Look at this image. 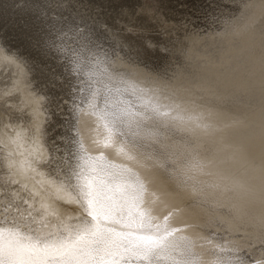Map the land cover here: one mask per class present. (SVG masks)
Returning <instances> with one entry per match:
<instances>
[{"label": "snow or ice", "instance_id": "1", "mask_svg": "<svg viewBox=\"0 0 264 264\" xmlns=\"http://www.w3.org/2000/svg\"><path fill=\"white\" fill-rule=\"evenodd\" d=\"M248 7L246 5L244 15ZM51 10L52 0H48L32 13L38 33L36 46L58 61L63 71L52 75L69 82L73 93L82 94L81 103L74 107L90 108L87 114L103 122L106 135L96 142L102 149L96 156L86 150L83 142L74 141L80 154L69 152V157L77 160L71 175L60 167L50 150L48 165H57L59 175L65 177L58 190L66 191L68 199L64 202L77 205L82 209L80 214H67L66 218V210L50 199L41 204L42 213L34 204L23 210L22 206L9 204L8 210L15 208L17 211V217L9 221L7 211L0 207L3 213L0 217V264H196L193 242L187 236L177 238L181 230L169 223L173 213L164 215L161 222L160 216L146 207L149 188L144 180L128 165L111 162L104 151L115 149L118 155L132 161L138 159L142 150L151 147L160 161L159 168L167 172L176 163L185 164L187 178L195 180L197 174L208 173L190 142L182 149L156 147L163 144L157 118L182 120L183 117L172 116V110L162 111L164 106L154 93L149 94L150 89L139 86L128 79L126 73L112 66L109 54L98 39L79 25L69 24L62 13L50 16ZM0 62V67L7 71H11L13 65L28 67L22 54L7 43L0 44ZM195 121L196 127H207L201 117H196ZM19 135L17 133V137ZM145 137L151 138L149 144L144 143ZM170 156L175 157L171 162ZM66 163L72 167L71 159ZM28 169L37 171L32 161H27L25 171ZM73 178L77 182L75 185ZM192 191L197 193L202 188L194 183ZM174 194L168 189L152 193L154 202L165 205ZM56 199L64 198L58 196ZM235 211L243 221L244 210L237 208ZM259 241L264 246V229ZM215 264L250 262L245 255H238L235 261L217 256ZM258 264H264V260Z\"/></svg>", "mask_w": 264, "mask_h": 264}, {"label": "rangeland", "instance_id": "2", "mask_svg": "<svg viewBox=\"0 0 264 264\" xmlns=\"http://www.w3.org/2000/svg\"><path fill=\"white\" fill-rule=\"evenodd\" d=\"M88 1L89 0H74V1L73 0H52V10L49 12V15L50 16H56V14L62 13L63 16L68 18L69 24L74 23L75 25H79L80 27H82L86 31L87 34H89L93 38L98 39V41L103 45L104 51L107 52L108 54H110V56L108 55V59L113 58L115 63H118V64L120 63V65L122 64L121 65L122 68H124V67H126L127 69L129 68V69L135 71V73L137 71L136 74L143 75V77H145V79L151 77V79H155V80H158L160 82L165 81V83H169L171 80H172V82H175V83L180 82L181 76H182L181 71L184 70L186 67L188 68L190 66V64H189L190 57L195 52L197 53V51L199 49L202 50V48L206 52V54H208V56L206 54H204V55L207 56V58L210 57L209 59H211L212 62L214 61V65H216L214 68H218L219 66L223 67V65L220 64V61H221L220 59L218 60L219 62L218 61L215 62L216 58L218 57L216 52L220 48L219 46H221V47L224 46L223 44H225V48L227 47L226 48L227 50H231V48L233 50L234 47H232V46L239 43L238 41L236 42L237 39L235 40L233 37L239 35V37H241V39H242V37H246V36L251 37L250 41L247 42L250 44V46L249 45L244 46L243 47L244 49L242 48V51L243 50L248 51L247 48H249V51H250V49L255 48V47L257 48L260 45V50H261L260 56L261 57H259V58L254 57L253 58L252 57L253 55H251V53H248V54H246L247 56L244 55V57L246 56V58H244V62L247 63L248 67L251 66L253 68V66L255 65L254 66L255 70L253 68L254 73L258 69V67H260L256 71L257 73L252 74V75L255 76L256 79L259 78V76H260L261 79L259 78V80L258 79L257 80L261 83L262 82L264 83V78H262V77H264V74H263L264 70L261 69L262 66L264 67V61H263L264 60V58H263V56H264V53H263L264 52L263 51L264 50V48H263L264 42L263 41L264 40H262V38L264 39V24H263L264 12H262V5L264 4V0H247L250 3H248L246 0H243V2H241L242 0H236L237 2L235 0H223L224 2L222 0H213V1L212 0H202V1L201 0H106V1L105 0L104 1L103 0H94L95 4L92 2L93 0L90 1V3ZM210 1H212V2H210ZM4 2H5V6H7V9H9V13H7V16H5L6 14L1 15V13H0V40H1L0 44L2 42L7 43V45L9 47H12L14 51H18V52L20 51V53H22L23 55H24V53L26 56L28 55V57L23 56V55L22 56L26 60H29V61L32 59L33 62L36 64L37 68H40L42 70V72H44V71L46 72L47 75H45V76L47 79L44 78L45 72L41 75L42 76L41 79H43V78L45 79V80L43 79V82H41V79L37 80V79H39L38 75L36 73H34V79L36 80V82L34 80V84L37 88L36 90L38 91V87H39L38 92H40L41 94H44L45 96H43V98L44 97L46 98V99L44 98L43 101H41V105H39V106H41L40 107L41 109L43 108L42 109L43 113L42 112L41 113L40 112L39 113L34 112L35 113L34 114L30 111V107L27 104V101L25 100L23 94L21 93L22 87L20 84V80L18 79V77L20 76L19 71L14 70L15 69L14 65L12 66L13 71L11 70L9 72L7 70H5L6 68L0 67L2 69V70L0 69V156H3V159H2V157H0V161L4 160L3 163H0V165L2 166V170L5 168L4 166H6V168H5L6 170L4 169L5 172H8L10 170L11 174L9 176L13 175L12 177L8 178L10 180V183H11L10 186L12 188L15 186L16 187L22 186L20 188L19 187L13 188L14 190H18L19 192H17V191L16 192L20 193V195L22 194L25 197L30 195V197H34V198H37L38 195H39V197L43 196L44 198L46 196L45 200L51 199V200H55V202H56L55 193L50 192V189H47V191L49 193L46 191L45 188H44L45 190L42 189V191L38 192L37 194L34 192V190L36 191L37 187L39 185H41L42 182L37 183L38 182L36 180L37 178H35L34 176H30L31 175V171H30L31 169L25 171V169L27 168V161H25V159H26V157H30V159L32 158V165H33V163L36 162L33 158L34 157L33 154H31V151H32L31 148L34 147L33 144L35 145L37 143L36 139L38 138L37 141H39L41 143V145H43L45 150L47 149V154H48V155L46 154V156L43 158L44 160L42 159L43 161L41 160V162H40V164H41L40 168L41 169L40 170H42L44 173H46L48 175H50L49 173H51V175H53V176L59 175V168L57 167V165H52L50 167L47 163V161L49 159V154H50L49 150H51V152L53 153L52 156L59 162L60 167H63L66 172L69 169L75 168V166L77 164V160L75 157H69V152L76 153L75 150L76 149L78 150V144L75 143L74 141L79 142L80 139H79V133L76 130L77 129L76 128L77 123H76L75 118L77 117V115H74V113H75L74 110L78 107H72V106L75 104L74 101H76V105H79L81 103V95L82 94L80 92L73 93L72 88L69 86L70 85L69 82H66V80H62L59 75H56L55 77L52 75L53 72L59 74L60 72L63 71V69L59 66L58 61L53 56L45 55L44 52L36 46V40L38 39V33L36 32V21L32 15V13L37 9V7H40L42 4L47 3L48 0H29V1L28 0H21V1H19V0H4ZM79 2H81V4ZM98 2L100 3L99 6L97 5V4H99ZM189 2H191V4ZM234 2H235V4H234ZM82 3L85 5H83ZM203 3L204 4L206 3V4L204 5ZM211 3H213V5ZM243 3L244 4L246 3V5L249 6L247 8V15H244V13L246 11V5H243ZM78 4H79V6H78ZM237 4H240V5H237ZM24 5H27V6H24ZM73 5H75V7ZM81 5H82V7H80ZM89 5L91 7L93 6V9L94 8L95 9L94 10L91 9V7ZM197 5H199V6H197ZM210 5H212L214 8ZM20 6L21 7L24 6L26 8L32 7L33 9H29V12H28L29 14L28 13L20 14L18 12V8H21ZM76 6L78 7L77 9H76ZM83 6H84V8H83ZM100 6H102V7L98 8ZM86 7L87 8L89 7L92 11H89L90 10L89 8H88L89 10H86ZM219 7H221V8H219ZM79 9H82V10L84 9V10L82 11ZM206 10H207V12H206ZM81 11L83 12V14H81L82 13ZM196 11H198V12H196ZM201 11H202V14H201ZM93 12H95V14H92ZM79 13H80V15H79ZM203 13H205V14H203ZM225 13H226V15H225ZM85 14H87V17L85 16ZM89 14H91L93 16H90ZM200 16H201V18H200ZM211 16H214V17H211ZM92 17H93V19H92ZM231 17H232V19H231ZM233 17H235V18H233ZM87 18H89V20ZM202 18L203 19L205 18V20H203ZM241 19H243V20H241ZM96 21L100 27L97 26ZM256 21H258L260 23L257 24ZM94 22H95V24H94ZM90 23L92 25H90ZM221 23H222V25H220V27H219V24H221ZM238 23H239V25H238ZM241 23H242V25H241ZM207 24L211 27V29H209L210 27H208ZM211 25H213V26H211ZM204 26L205 27L207 26V27L205 28ZM245 26H246V29L244 30ZM252 26L256 27V28H253ZM200 28H202V29L200 30ZM260 28H261V30H259ZM101 30H103L104 32ZM205 31H207V32H205ZM191 32L193 34H191ZM199 33H200V35H199ZM204 33H206V34L204 35ZM214 33H215V35H214ZM243 34H244V36H242ZM212 35H213V38L211 40H209L208 37L210 38V37H212ZM194 37L196 38V40ZM203 37L204 38L206 37V38L204 39ZM258 37H260L261 39ZM223 38H225V39H223ZM110 39H112V40H110ZM221 39L224 40L223 41L224 43L218 42V40H221ZM204 40L205 41L207 40V42H209L210 44H208ZM244 41L246 42V40H243V42ZM113 42L115 43L116 47L114 46ZM193 42H194V44H193ZM203 42L205 43V45H203L204 44ZM211 42H213V43H211ZM216 45H217V47H216ZM253 45H254V47H253ZM261 45H263V46H261ZM209 46H211V47H209ZM198 47H199V49L195 50ZM211 48L214 51H212ZM216 48H217V50H215ZM114 49H116V50H114ZM166 49H168V50H166ZM258 49H259V47H258ZM185 52H186V54H185ZM111 54H112V56H111ZM100 55H101V57H103L104 52H102ZM126 55H128V56H126ZM186 55H187V57H186ZM123 56H124V59H123ZM212 56H216V57L213 58ZM119 57H121V58H119ZM127 57H128V60L130 59L129 61L127 60ZM164 58H166V59H164ZM167 58H168V60H167ZM121 59H122V61H121ZM249 59H251V60H249ZM252 59H254V60H252ZM126 61H128V62L126 63ZM254 61L256 63H254ZM261 61L263 64L261 63ZM30 62H32V61H30ZM0 63H2V62H0ZM142 63H144V64H142ZM245 63H244V65H246ZM252 64H254V65H252ZM141 65L143 67H141ZM252 68H251V70H252ZM41 70H39V71H41ZM15 72H16V75H15ZM48 72H50V73H48ZM131 73H130V76L135 77V74L134 73L131 74ZM260 73L263 74L262 77H261ZM258 74H259V76H257ZM151 75H153V76H151ZM50 76H52V77L50 78ZM161 76H163V77H161ZM49 78L50 79L54 78V79L48 80ZM47 80H48V82H47ZM52 81H53V85H52ZM232 81L233 80H231V81L229 80L227 82V84L229 83V85H230L232 83ZM40 83H42V84H40ZM45 83H47L46 86H45ZM37 84H39V85H37ZM238 84H239V82H237V85ZM47 85L49 87L51 86V88H48ZM44 88H48V89H44ZM56 88H57V90H56ZM40 89H42V90H40ZM49 91H51V92L54 91V92L51 93ZM245 91L250 92L249 86ZM48 92H49V95L46 96V94ZM55 92L57 95H55ZM197 92H199V91H197ZM194 93H195V97L193 99L188 97L187 100L191 99V100H195L196 103H198V104H204L205 103L207 105L217 107V108L221 109L222 112L226 113L229 117H231L233 120L238 119L240 121H243V122L249 124L248 125V127L250 128L249 130L253 129V131L249 132V135H250V133L252 134V136H250L251 140L253 141L254 144L256 142H254L253 139H256L255 141L258 140L257 141L258 143H256L257 145L255 144L257 146V149H256V147H254L256 149L255 151H257V152L253 157H251L249 159L250 163H254V161L256 162L257 160L264 158V143H263L264 138L263 139L261 138V137H264V103L262 102L263 105L259 104V103H261L260 101H262L261 99L259 101V100H256L257 99L256 98L255 100L258 101L259 103L254 101L251 104L246 100H242V99H238V98L227 99V97H226L225 100H223L222 98H220V100H216V99H209L208 100V99H205V97L202 96L200 93H196V92H194ZM50 94L52 95V97ZM250 94L252 95L253 92ZM62 95H63V97H62ZM49 96L51 99L54 97L53 102H51L52 100L50 98H48ZM252 96H254V95H252ZM252 96H250V97H252ZM255 97L256 96H254V98ZM74 98H76V99H74ZM262 99L264 100V95H263ZM54 100H58V101L54 102ZM60 100H61V102H59ZM71 100H72V102L70 104ZM49 101L51 102V105H49L50 104ZM163 101L167 102L168 104L173 102V101L167 100V99H163ZM47 102H48V104H47ZM55 103L59 107L56 106ZM253 103L256 105H254ZM257 103H258V105H257ZM62 104L65 105L66 108H64L65 106H63ZM180 106H182V105H180ZM45 107H49V109L48 108L45 109ZM55 107L58 110H55ZM67 107L69 109H71V111H69V109ZM50 108H51V110H50ZM41 109H40V111H41ZM63 109H64V111H63ZM66 109L70 113H68V111ZM45 110H47L48 112H46ZM65 111H67V112H65ZM49 112H50V114H48ZM36 114H37V116L39 115V117L41 118V127H40L41 130L39 133L37 132L38 130H36V128H37L36 125H32V120H33V118L36 117L35 116ZM41 114H43L42 115L43 117L41 116ZM56 115H57V117H56ZM46 116L48 117L49 120L47 119ZM51 116H52V118H51ZM43 119H45V120H43ZM62 119L64 120V122ZM69 119L71 120L70 122H69ZM72 119L74 120L75 123L73 122ZM56 121H57V123H56ZM60 123L63 125H61ZM70 123H72V126L70 125L68 127V125ZM73 125H75L76 127ZM54 127H55V129H54ZM73 127H75L76 129ZM44 128H46V131ZM68 128H70V129H68ZM48 129L51 131L49 132ZM47 130H48V132H47ZM35 132H37V134ZM56 132L59 134H57ZM17 133L20 134L19 137H17ZM33 133H35V134H33ZM49 133L51 134V136ZM34 135H36L37 137L36 136L34 137ZM44 135H47V136L44 137ZM253 135H254V137H253ZM49 137H50V139H49ZM56 137H58V138H56ZM257 138H259V139H257ZM260 138L263 142L260 140ZM32 139H33V141L30 142ZM28 140H29V142H28ZM232 141L234 142L235 139H232ZM235 143H237V142H235ZM261 143H263V144H261ZM25 144L27 147L25 146ZM48 144H50V145H48ZM57 146H59V152H57ZM28 147H31V148H28ZM26 152H28V153H26ZM27 154H29V155L31 154V156H29ZM15 155H17V156H15ZM17 157L19 158V160H18L19 162L18 161L16 162V160L18 159ZM22 157L24 158V160ZM69 159H71V164H72L71 168H69L67 163H66V161ZM14 160H15L16 164L14 163ZM6 161L9 164H7ZM22 161H23V163H22ZM24 161H25L26 165L24 164ZM11 163H13L14 165ZM21 164L25 165V167L22 168ZM8 165H9V167H8ZM16 165H17V167L18 166L19 167L17 168ZM13 166H14V168L12 169ZM44 167L45 168L47 167V168L45 169ZM15 170H17V171H15ZM10 172H8V174ZM164 172L165 171L162 170L163 177H164V175L165 176L168 175V173H166V172L164 173ZM27 174H28V176H27ZM15 176H17V178ZM30 177H32L33 179ZM18 179H21V180L18 181ZM26 179H28V180H26ZM64 179H65V177H64ZM0 180H2L1 177H0ZM11 181H18L20 183L17 185V184L12 183ZM28 181H30V182H28ZM33 181L34 182L37 181V182L34 183ZM163 181H164V183L167 182L166 179H164ZM27 183H28V185H27ZM26 186H28V187H26ZM25 192H26V194H25ZM46 192L48 193V195L46 194ZM49 196H51V198ZM60 201L61 200H57L56 203L60 204L62 206V208H65L64 210L71 211L74 215H78L81 213V211H79L76 207H71L72 205L66 206V203H64L63 201H61V202ZM195 206L200 208V210H196ZM221 208L222 209H220V207L212 206V204L210 205L209 203H207L205 201L199 202V200H197L193 196H189V197L181 200V205H180L179 209H177L176 211L182 209L184 212V209L185 210L189 209V212L187 213L185 211V213H187L189 218L190 217L195 218L192 221H190V226L192 227V230L199 231L200 233H202V237L205 236V238L213 236L215 239H217L220 242H224V241H226V239L229 238L230 242H232L233 245H236V247L239 248L237 251L239 253V255H245V258L250 262V264H253L254 261H252V260L255 259L256 255L258 256V254H260L261 257H263L264 246H261L260 241H259V236H255L252 232H248L247 230L233 231V232L229 233L228 230L225 228L215 229L213 227L212 224H214V223L209 219V217H207V215L215 214V213L226 214L227 210L224 209L223 207H221ZM205 209L208 211H206ZM206 218L208 221L206 220ZM209 223H210V225H209ZM216 223H218V222H216ZM245 231H247V232H245ZM219 233H222V234H219ZM201 244L209 245L210 243L208 241H205V242H202ZM262 250H263V253L260 252ZM205 251L206 252H208V251L209 252H215L216 247H212V248L206 247ZM261 260H263V259H261Z\"/></svg>", "mask_w": 264, "mask_h": 264}, {"label": "bare ground", "instance_id": "3", "mask_svg": "<svg viewBox=\"0 0 264 264\" xmlns=\"http://www.w3.org/2000/svg\"><path fill=\"white\" fill-rule=\"evenodd\" d=\"M19 1H21V0H19ZM90 1H92V0H89L88 2L90 3ZM212 1H210V2H212ZM92 2L95 4L94 0ZM191 2H189V3L191 4ZM241 2H243V0ZM79 3L81 4V2H79ZM248 3H250V2H248ZM211 4L213 5V3H211ZM234 4H235V2H234ZM83 5H85V4H83ZM97 5L99 6L100 3L97 4ZM212 5H210V6H212ZM237 5H240V4H237ZM243 5H246V3L245 4L243 3ZM24 6H27V5H24ZM24 6L23 7L20 6L22 9L18 8V12L20 14L28 13L29 9H33L32 7L26 8ZM73 6L75 7V5H73ZM78 6H79V4H78ZM197 6H199V5H197ZM80 7H82V5ZM101 7L102 6H100L98 8H101ZM221 7H219V8H221ZM37 8H39V7H37ZM77 8L78 7L76 6V9ZM83 8H84V6H83ZM88 8L86 7V10L90 9V8L89 9ZM91 9H93V6L91 7ZM91 9L89 11H92ZM79 10H82V9H79ZM196 12H198V11H196ZM206 12H207V10H206ZM262 12H264V4L262 5ZM0 13H1V15H5L6 14L5 16H7V13H9V9H7V6H5L4 0H0ZM81 14H83V12ZM92 14H95V12H93ZM201 14H202V11H201ZM203 14H205V13H203ZM79 15H80V13H79ZM89 15L93 16L91 14H89ZM225 15H226V13H225ZM85 16L87 17V14H85ZM211 17H214V16H211ZM200 18H201V16H200ZM233 18H235V17H233ZM87 19L89 20V18H87ZM92 19H93V17H92ZM231 19H232V17H231ZM203 20H205V18ZM241 20H243V19H241ZM91 23H90V25H92ZM256 23L258 24L260 22L256 21ZM94 24H95V22H94ZM96 24H97V21H96ZM263 24H264V14H263ZM220 25H222V23L219 24V27H220ZM238 25H239V23H238ZM241 25H242V23H241ZM97 26H99V24H97ZM211 26H213V25H211ZM208 27H210V26L208 25ZM253 28H256V27H253ZM201 29L202 28H200V30ZM209 29H211V27ZM245 29H246V26H245L244 30ZM259 30H261V28ZM101 31H103V30H101ZM205 32H207V31H205ZM215 33H214V35H215ZM191 34H193V33L191 32ZM205 34L206 33H204V35ZM199 35H200V33H199ZM242 36H244V34ZM212 38H213V35L210 38L208 37L209 40H211ZM233 38L235 40L237 39L236 42L237 41L239 42L238 44L232 46V47H234L233 50H232V48H231V50H227L226 49L227 47L225 48V44H223L224 46H222V47L219 46L220 48L216 52L218 57L216 58L215 62H217L220 59L221 60L220 64L223 65V67L219 66L218 68H214L216 66V65H214V61L212 62L211 59H209L210 57L207 58L208 54H206V52L203 50V48L201 50L198 47L197 49H195V50L199 49L197 51V53L195 52L194 54H192V56L190 57V61L188 60L190 66L188 68L186 67L184 70L181 71V74H182L181 81L178 82V83L172 82V80L169 83H165V81L160 82L158 80L151 79V77L145 79V77H143V75L136 74L137 71L135 73V71H133V70H131L129 68L128 69L126 67L122 68V66H121L122 64L120 65V63L119 64L115 63L113 58L108 59V61L112 64V66L114 68H116L117 70H120L123 73H126L127 74V78H129L131 81L137 82L139 84V86L143 87L146 90L150 89L151 92L149 94H153L154 93L155 97H158V102L161 105L164 106V108H162V111L172 110V116L179 115V116L183 117L182 120H180V119L172 120L170 117H168V118L158 117L157 118V120L159 122L160 130H161L160 139L163 141V144H157L156 147L160 148V149H164L165 147L172 148V149H177V148L182 149L186 142H190L192 144L193 148L195 149V151L199 153L198 158L201 159L203 161V163L206 165V168H205L204 171H205V173H208V174H197L195 180H189L187 178L185 164H181V163L174 164L173 167L169 168L167 170V172H166V173H168L169 176L168 175L167 176L164 175V177H163V175H162V170L163 169L158 167V164L160 163V161H159L158 157L156 156V154L153 152V149L151 147H147L144 150H142V152L139 155L138 159L132 160V161H129L126 157H124L122 155H118L115 149L104 150L111 162H113V163H115L117 165H128L133 170V173L134 174H138L140 176V178H142L144 180V182L148 185L149 193H148V195L146 197V201H147L146 207L152 208L154 210V214H157V215L160 216L161 222L163 220V216L164 215H168L169 212L173 213L172 218H171L169 223H170V225L172 227H175V228L181 230V231H179L176 234L177 238H179L181 236H187L193 242V253L195 254L196 264H215V260H216L217 256H224L226 258H229V259H232L233 261H235L236 257L239 255V253L237 252L239 248L236 247V245H233L232 242H230L229 238L226 239V241H224V242H220L217 239H215L213 236L205 238V236L202 237V233H200L199 231L192 230V227L190 226V221H192L195 218L194 217L193 218H191V217L189 218L188 217L187 213L189 212V209H186V210L184 209V212H183L182 209L176 211L177 209H179L182 199L187 198L189 196H193L194 198L199 200V202L200 201L201 202L205 201V202L209 203L210 205L212 204V206L220 207V209H222L221 207H223L224 209H226L227 210L226 214H224V213H222V214L221 213H219V214L218 213L209 214L208 213L209 215H207V217H209V219L214 223L212 225H213V227L215 229L225 228V229L228 230L229 233L233 232V231H244V230H247L248 232H252L255 236H259L261 230L264 229V158L259 159L256 162L253 160L254 163H250L249 159L256 154V152H257V151H255L257 149V146H256L257 144L256 143H258L257 142L258 140L255 141L256 139H253L254 142H256L255 143L256 145H255L253 143V141L251 140V138H250V136H252V134L250 133V135H249V132L253 131V129L249 130L250 129L248 127L249 124H247V123H245L243 121H240L238 119H234L233 120L231 117H229L226 113L222 112L221 109H219L217 107L210 106V105H207L205 103L204 104H198V103H196L195 100H191V99L187 100L188 97L193 99L195 97V93L194 92H196V93H200L202 96L205 97V99H208V100L209 99L220 100V98L225 100V98L227 97V99L238 98V99L246 100V101H248L249 103L252 104V102H254V101L258 102L256 100L260 101V99H261L262 100V101H260L261 103H259V102L258 103L263 105L264 100L262 98H263V95H264V83L263 82L261 83V82L258 81L259 78H260L259 74L257 75V76H259V78H257L258 80L256 79L255 76L252 75V74H256L257 73L256 71L260 67H258V69L256 68L257 70L254 73V70H255L254 66L255 65L252 64V65H254L253 66L254 70H253V68L251 66L248 67L247 63L244 62V58H246V56H247L246 54H248V53H251V55H253L252 56L253 58L254 57H257V58L261 57L260 56L261 55L260 45L258 46L259 49H258V47L257 48L255 47V48L250 49V51H249V48H247L248 51H246V50L242 51V48L244 46H246V45L250 46V44L247 43V42L250 41L251 37L250 36H246V37H242V39H241V37H239V35H238V36H234ZM258 38H260V37H258ZM223 39H225V38H223ZM110 40H112V39H110ZM195 40H196V38H195ZM243 40H246V42L244 41L245 42L244 43ZM262 40H264V39L262 38ZM223 41L224 40H222V39L218 40L219 43H222ZM0 42H1V40H0ZM205 42H207V40ZM2 43H4V42H2ZM207 43L210 44L209 42H207ZM211 43H213V42H211ZM113 44L115 46L114 42H113ZM193 44H194V42H193ZM203 45H205V43ZM254 45H253V47H254ZM261 46H263V45H261ZM209 47H211V46H209ZM216 47H217V45H216ZM114 50H116V49H114ZM166 50H168V49H166ZM215 50H217V48ZM212 51H214V50L212 49ZM185 54H186V52H185ZM204 54H206L207 56H205ZM128 55H126V56H128ZM244 55H246V56L244 57ZM23 56H26L25 53H24ZM109 56H110V54H109ZM111 56H112V54H111ZM26 57H28V55ZM186 57H187V55H186ZM212 57L214 58L216 56H212ZM119 58H121V57H119ZM263 58H264V56H263ZM123 59H124V56H123ZM164 59H166V58H164ZM127 60H128V57H127ZM167 60H168V58H167ZM249 60H251V59H249ZM252 60H254V59H252ZM30 61H32V62H30ZM30 61L27 60V62H28V67L27 68L17 67L16 65H14V67H15L14 70L15 71L17 70L20 73V76L18 77V79L20 80V84H21V87H22L21 93L23 94L25 100L27 101V104L30 107V111L32 113H34V112H37V113L40 112L41 113L43 111L42 110L43 108L41 109L40 108L41 106H39V105H41V101H43V99L45 98V97L43 98V96H45V95L41 94L40 92H38L39 91V87H38V91L36 90L37 88H36V86L34 84V80H35L34 79V73H36L38 75L39 79H37V80H40L42 78L41 75L45 71L43 70L44 72H42V70L40 68H37L36 64L33 62L32 59ZM121 61H122V59H121ZM128 61H126V63ZM244 63L247 66L244 65ZM254 63H256V62L254 61ZM261 63H262V61H261ZM142 64H144V63H142ZM141 67H143V66L141 65ZM251 68H252V70H251ZM261 69L264 70V67L262 66ZM39 70H41V71H39ZM48 73H50V72H48ZM130 73L131 74L134 73L135 77L134 76H130ZM263 74H261V77L263 76ZM15 75H16V72H15ZM45 75H47L46 72L44 73V76ZM151 76H153V75H151ZM51 77L52 76H50V78ZM161 77H163V76H161ZM44 78H46V76ZM50 78L48 80H53L54 79V78L53 79H50ZM262 78H264V77H262ZM43 79H41V82H43ZM48 80H47V82H48ZM229 80L230 81L233 80L232 81L233 84L231 82H230L231 83L230 85H229V83L227 84V82ZM35 82H36V80H35ZM237 82H239L240 85L239 84L237 85ZM40 84H42V83H40ZM46 84L47 83H45V86H46ZM37 85H39V84H37ZM52 85H53V81H52ZM248 86L250 88V92H246L245 91L248 88ZM48 88H51V86L50 87L48 86ZM48 88H44V89H48ZM57 88H56V90H57ZM40 90H42V89H40ZM197 91H199V92H197ZM49 92H51V91H49ZM49 92L46 94V96L49 95ZM52 92H54V91H52ZM252 92H253L252 95L256 96L255 98H254V96H252L250 94ZM55 95H57L56 92H55ZM250 96H252L253 98L250 97ZM51 97H52V95H51ZM62 97H63V95H62ZM48 98H50V96ZM53 98L52 99L50 98L52 100L51 102H53ZM74 99H76V98H74ZM163 99L171 100L173 102L168 104L167 102H164ZM55 101H58V100H54V102ZM51 102L49 101V103H50L49 105H51ZM59 102H61V100ZM71 102H72V100L70 101V104H71ZM74 102H75V105H76V101H74ZM258 103H257V105H258ZM47 104H48V102H47ZM180 105H182V106H180ZM254 105H256V104H254ZM56 106H58V105L56 104ZM63 106H65V105H63ZM49 107H45V109L46 108L49 109ZM72 107H74V105ZM64 108H66V106ZM40 109H41V111H40ZM47 110H45V111L48 112ZM50 110H51V108H50ZM55 110H58V109L55 107ZM63 111H64V109H63ZM67 111H65V112H67ZM69 111H71V109H69ZM69 111H68V113H70ZM74 111H75V113L73 112L74 115H77V117L75 118L76 123H77V127L75 125H73V126H75L77 129L75 127H73V128H75L78 131V133H79V139H80L79 142H83L86 150L89 153H91L93 156L98 155L99 151H101L102 149H99L97 147V143L96 142L102 140L103 136L106 135L105 129L103 128V122L98 120L97 116L91 115V114H87V113L91 112V109L88 108L87 106H85L83 108V110H81L78 107ZM50 112L48 114H50ZM42 115L43 114H41V116ZM35 116L36 117L33 118V120H32V125H36V127H37L36 130H38L37 132L39 133L40 130H41L40 129V127H41V118L39 117V115L37 116V114ZM56 117H57V115H56ZM196 117H201L202 118V123L206 124L207 127L206 128L205 127H196L195 126V123H196L195 118ZM51 118H52V116H51ZM45 119H43V120H45ZM47 119H48V117H47ZM70 121L71 120L69 119V122ZM63 122H64V120H63ZM73 122H74V120H73ZM56 123H57V121H56ZM61 125H63V124H61ZM70 125L72 126V123H70L68 125V127ZM70 128H68V129H70ZM44 129L46 131V128H44ZM54 129H55V127H54ZM48 130H47V132H48ZM50 131L51 130H49V132ZM37 132H35V133L37 134ZM35 133H33V134H35ZM57 134H59V133H57ZM35 136L36 135H34V137ZM45 136H47V135H44V137ZM50 136H51V134H50ZM253 137H254V135H253ZM56 138H58V137H56ZM261 138L263 139L264 137H261ZM261 138H260V140H261ZM49 139H50V137H49ZM232 139H235V141L233 142ZM257 139H259V138H257ZM37 140H38V138L36 139L37 143L35 145L33 144V146H34L33 148L28 147V148L32 149L31 154H33V156H34L33 158L36 161L35 163H33L32 167L37 169V171H35V172L30 170L31 171V175L30 176H34L35 178H37L36 180L38 182L37 181H35V182H37V183L42 182L41 185H39L37 187L36 191L34 190V192L37 194L38 192H41L42 189H44V188L46 189V191H47V189H50V192H52V193L54 192L55 193V197H58V196L59 197H63L64 199H60V200L64 202V200L68 199L67 193L64 190H58L61 187V183L64 181V176L63 175H58V176L48 175V174L44 173L42 170H40L41 169L40 168L41 167L40 162L46 156L47 149L45 150L43 145H41V143L39 141H37ZM32 141H33V139L30 142H32ZM28 142H29V140H28ZM150 142H151V138L150 137H145L144 138V143L145 144H149ZM235 142H237V143H235ZM263 143H261V144H263ZM48 145H50V144H48ZM25 146H26V144H25ZM254 147H256V149ZM75 151H76L77 154H80L79 153V149L78 150L76 149ZM28 152H26V153H28ZM31 154L30 155L27 154V155L31 156ZM51 154H53V153L51 152ZM15 156H17V155H15ZM0 157H2V159H3V156H0ZM169 158H170V162H171L172 159H175V157H172V156H170ZM18 160H19V158L16 160V162ZM23 160H24V158H23ZM3 161H0V163H3ZM25 161H32V158L30 159V157H26ZM25 161H24V164H25ZM14 163H15V160H14ZM22 163H23V161H22ZM7 164H9V163L7 162ZM11 164H13V163H11ZM25 165L23 167H25ZM4 167L6 168V166H4ZM8 167H9V165H8ZM16 167H17V165H16ZM13 168H14V166L12 167V169ZM4 169L2 170V166L0 165V177L2 178V180H0V207H3L7 211L6 219H8L10 221L13 217H17V211H16L15 208H12L11 210H8L7 206L9 204L22 206V210L23 209H27L29 207V205L34 204L35 209L40 210L41 213H42L43 210L41 209V204L42 203H47L49 201V200H45L46 196L44 198L43 196L39 197V195H38L37 198H34V197H30V195H28L26 197L23 196L22 194L20 195V193H17V192H19L18 190H14L13 189V188L16 187L15 185H14L15 187H13V188L10 186L11 183H10V180L8 178L13 176V175L9 176L11 174L10 170L8 171V172H10L8 174V172H5L6 169L5 170ZM15 171H17V170H15ZM71 172H72V169L67 170V174L68 175H71ZM27 176H28V174H27ZM15 177L17 178V176H15ZM30 178H32V177H30ZM21 179H18V181L21 180ZM164 179H166V181H167L166 183H164V181H163ZM26 180H28V179H26ZM30 181H28V182H30ZM185 181H186V183H185ZM72 182H73V185H75L77 183L74 178H73ZM194 183L197 185L198 188H202V191L197 192V193H193L192 185ZM27 185H28V183H27ZM17 187H19V186H17ZM20 187H22V186H20ZM26 187H28V186H26ZM161 189H168V190H171V191H173L175 193L173 196L168 198L167 205L161 204V203H158V202H154L155 197L152 195V193L153 192H158ZM47 192H46V194L48 195L49 192L48 193ZM25 194H26V192H25ZM49 197L51 198V196H49ZM25 200L28 201V204H24ZM56 202H57V199H56ZM67 205H72L71 207H76L79 211L82 212V209H80L75 204L66 203V206ZM237 208H242L244 210V212H245V216L243 218V221L240 220L238 213L235 211V209H237ZM63 209H65V208H63ZM195 209L196 210H200V208H198L197 206H195ZM185 211L187 213H185ZM206 211H208V210H206ZM67 214L74 215L71 211H66V218H67ZM0 217H3V213L2 212H0ZM90 219L91 218L89 217V220ZM206 220H207V218H206ZM216 222H218V223H216ZM209 225H210V223H209ZM116 227L119 228L118 225ZM52 231H55V230L52 229ZM247 231H245V232H247ZM219 234H222V233H219ZM205 241H208V242L211 241V243L209 245L201 244L202 242H205ZM206 247L207 248L208 247H210V248L216 247V251L215 252H209V251L206 252L205 251ZM221 248L225 249V251L221 252L220 251ZM260 252L263 253V250L260 251ZM213 253L215 255H213ZM261 259L264 260V255H263V257H261L260 254H258V256L256 255L255 259L252 260V261H254L253 264H258V262L261 261Z\"/></svg>", "mask_w": 264, "mask_h": 264}]
</instances>
